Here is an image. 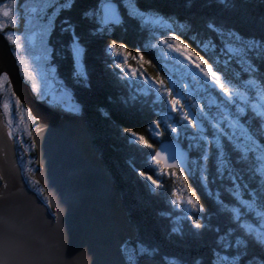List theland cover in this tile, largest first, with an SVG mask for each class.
<instances>
[{
	"label": "trees",
	"instance_id": "obj_1",
	"mask_svg": "<svg viewBox=\"0 0 264 264\" xmlns=\"http://www.w3.org/2000/svg\"><path fill=\"white\" fill-rule=\"evenodd\" d=\"M99 1L75 0L71 11L60 14L61 19L64 17L69 18L76 25L77 31L80 29L77 34L82 38L83 42L81 44H83V47L87 48L84 57V66L89 67L86 83L78 80L82 83L79 85L77 79L73 76L72 53L68 49L70 45L69 33L60 30L59 19L55 22V31L51 30L48 43L51 47L52 65L54 64L55 71L58 74L57 76L62 81V84L59 86L68 89L75 101L81 105L87 128L92 136V144L98 150L104 164L110 171L112 179L121 194L128 215L136 227L138 233L137 238L132 243H127L128 248L135 247L136 245L141 246L142 241L146 244L157 246L158 251L156 255L153 257L151 255V249H149V256L160 260L164 264H170L168 259L176 260L180 264L182 259L190 260L197 256L207 258L208 246L211 243L210 235L206 233L199 239L194 238L190 235V231L195 230L190 229V221L186 219L187 215H193L194 218H197L199 214H196L191 209L187 212L168 215L170 208L165 198L168 197L172 188L178 189V186L171 183L170 180L163 179L161 187H159L160 195H158L157 192L153 193L150 191V186L146 179L147 176H151L152 179L156 177L155 173L147 164V160L151 159V155L154 154L155 148L160 142L169 140L163 139L156 141L154 148L149 150L147 147L141 146L140 142H130V135L124 131L128 129L129 133L134 134L135 137L139 138L142 136L145 140L152 143L155 135L153 131L154 126L150 127L152 120L161 121L162 129L164 127V119L168 113L161 110L158 97L150 91L149 87H144L142 81L134 79L135 88L128 80L126 87L116 86L115 73L121 70L116 68V66L111 67L107 65L109 62L106 58L102 57L103 42L101 43L99 39L90 35V30L93 28L91 22H85L80 19V14L85 9L90 8L91 5ZM133 1L138 9L136 11L140 14L152 13L162 18H168V15H171L170 18L175 19L178 23L182 22L186 24L187 31L183 33L192 39H195L197 36L199 37L197 40L200 41L205 36L215 39L216 35L206 27L207 24H213L217 26L218 32L228 33L229 31H234L246 40L255 38L262 42V47L264 46V28H261L258 22L259 17L264 14V0H223V3L220 0ZM234 4H236L239 10L234 9ZM119 11L121 12L123 25L119 24L120 26L118 27L114 26L115 31L108 37V40L114 39L117 44H125L123 52L128 56V65L136 67V70L142 68L143 72L153 79H164L166 76L165 73L170 72V70L168 69V65H166L163 52H161V49H156L158 45L157 40L153 38L151 41H148V35L151 32L146 27L147 22L143 21L140 15L137 16L133 11H129L122 3ZM178 33H181V31ZM152 42L157 44L152 45ZM185 42L188 43V41ZM199 46L202 48L201 43ZM11 47L14 49L13 45H10ZM189 47H192V44H189ZM138 49H143L142 55L144 60L150 61V63L141 65L136 62V52ZM250 60L253 67L259 65L261 69L259 72L253 73V75L257 80V87L259 89L261 87L264 95V57L257 58L254 56ZM254 60L255 63H253ZM183 76L189 79V75L183 74ZM22 77L29 84L23 75ZM0 78L4 79V75L1 74ZM245 78L246 74L241 73L240 83ZM228 79H232V76H228ZM120 83L123 85L124 81ZM7 86L10 95L16 101V96L12 93L9 83H7ZM182 87L183 84H181ZM255 88L253 84H245L246 101L241 102V104L245 110L246 120H241L239 124V127L242 125L245 131L249 128L255 131L256 125L254 124V120L256 119L260 120L261 127L264 128V115L258 116L259 113H264L263 107L260 106L264 105V99H261L257 95ZM209 90L212 93H208L207 95L212 98L216 97L214 99H217L218 92L212 89V87ZM146 92L147 95H145ZM124 95H128L129 97L135 96L137 100L144 103V109L141 115L130 113L116 107L115 104L109 105L106 102V97L108 96H112L115 100L117 96L122 99ZM2 96L1 94L0 107L7 112L8 104L2 100ZM36 97L40 99L37 94ZM17 105L20 111L27 110L23 104L17 103ZM104 111L109 112L110 115L106 117L103 114ZM229 111L234 112L235 107L230 106ZM237 131H239V128L236 130V133H238ZM15 138L17 154L19 155L18 158L22 162L23 154L17 134ZM209 138L211 139V137ZM26 142L30 145L29 156L33 160V166H35V147L32 146L33 142L30 137ZM221 143L227 144L228 141L226 138L221 137ZM182 147L186 149V144H183ZM236 151L238 150L235 149V146L230 145L225 149V156H230L231 159H235ZM212 152L213 149L210 148V159L206 162L207 169L205 174L211 173L217 166V161ZM198 156V151L191 150L190 160L197 159ZM254 160L255 156L245 160L247 167L242 170L243 176L236 184L231 183L228 179L227 169L231 167L230 163L226 164L225 170L223 171V179L218 178L215 182L209 181L206 184L201 179V174L197 171L195 174L190 172V176H185L184 183L186 182L187 188H192L195 191L199 205L204 208L205 214L215 213L217 210L224 211L222 207L218 209V205L216 204L217 198L228 209L233 207L239 208L242 207L239 201L251 200L252 188L259 187L261 183H264V175H261L257 171L259 165H254ZM139 171L145 172L144 178L138 175ZM24 175L27 178L29 174L24 172ZM30 177L33 182L31 188L43 200H46L40 184L33 179L32 173ZM233 188L236 189L235 194L233 193ZM254 207V211L245 209L244 222L251 224L253 228L258 230L259 228H264V218H262L264 217V204L257 201ZM254 221L255 223H253ZM219 222L220 220L217 217H212L213 224ZM173 228H176L177 231L173 232Z\"/></svg>",
	"mask_w": 264,
	"mask_h": 264
},
{
	"label": "snow or ice",
	"instance_id": "obj_2",
	"mask_svg": "<svg viewBox=\"0 0 264 264\" xmlns=\"http://www.w3.org/2000/svg\"><path fill=\"white\" fill-rule=\"evenodd\" d=\"M74 2L75 0H69L67 3L65 0H50L41 11L47 10L55 13V16L43 17V19L52 24L53 31L56 29L55 21L59 19L60 30L70 33L69 40L71 42L72 57L78 64L83 52L80 47L83 42L82 38L77 34L76 25L69 18L64 17L61 19L59 15L62 12L71 11ZM220 2L223 3V0H220ZM113 5V8L105 10V20H108V13L111 12V19L123 25V21L119 20L116 14V9L121 7L120 0H113ZM234 9L239 10L236 4H234ZM3 15L5 17L9 16V10H3ZM80 19L92 23L93 28L90 30V35L97 39L105 40L107 47L113 50L117 48L125 49L124 43L117 44L114 39H105L103 29L90 10L85 9L80 14ZM158 22L165 29L162 32V36L165 38L161 39L159 43L166 45L169 50L182 58L186 65L185 74L190 75L192 81L201 84L202 87L193 88L192 84L183 78L178 81L169 77L167 82L163 79H153L144 73L142 68L131 70L126 65H116V68L121 70L115 73L117 87H126L128 78L142 81L145 86L149 87L150 91L157 95L161 110L166 111L170 116V122L162 129L161 121L152 120L150 127L154 126L153 131L155 133L153 142L150 143L141 136L139 137L140 145L152 150L156 141L163 139L172 141L171 143H163L162 147L155 150V154L151 155V159L158 162L157 158L163 152L172 167H179L182 170L181 179H185V172L195 174L198 171L201 174V179L206 184L209 181L215 182L218 178L223 179V171L226 164L230 163L231 167L227 169L228 179L231 183L236 184L243 176L242 170L247 167L245 160L252 156H255L253 164L259 165L257 171L264 175V128L261 127L259 119L254 120L255 131L251 128L245 131L244 128L239 127L240 121L246 120V115L244 114V107L241 103H237V100L245 101V93L240 90H234L232 81L224 78V74L214 66L212 60V56H216L217 59L224 56L225 65L227 66V64L233 62L231 59L232 53L238 51L255 53L257 58L264 57L262 42L255 38L247 41H241L237 38V48L221 46L219 51H217V45L212 43L210 45L212 50L210 55L207 48L202 49L196 43L198 36L192 39L185 33H177L163 19ZM258 22L260 27L264 28V14L259 17ZM206 27L214 35H223L222 32H218L217 26L213 24H207ZM228 35L233 36L234 33L229 31ZM16 39L19 40L20 37H16ZM185 41H188V43ZM189 44H192V47H189ZM16 47L19 48L20 44H16ZM142 52L143 49H138L136 52V56L139 57V63L141 65L150 63V61L144 60ZM253 63H255V60ZM192 69H195V72L191 71ZM260 70L259 65L253 67V64H247L245 69L246 72L252 73ZM129 72H131V77L128 76ZM196 72L200 74L199 77ZM121 81H124L123 85H121ZM181 83L183 84L182 88ZM209 85H211L212 89L218 91L217 99L219 102H217V99L204 94L207 92ZM32 87L33 90L36 89L35 84ZM177 89H180V91L177 92ZM145 95H147V92ZM182 100L184 101L183 103ZM106 102L109 105L115 104L116 107L137 115H141L144 109V103L137 100L135 96L124 95L122 99L117 96L115 100L112 96H108L106 97ZM230 106L235 107L234 112L229 111ZM70 114L73 117L82 116V107L78 106L71 109ZM103 114L106 117L110 115L107 111H104ZM259 115H264V113H259ZM238 128L239 135L236 134ZM124 131L130 137H134V134L129 133L128 129ZM221 137L226 138L228 143L222 144ZM178 144H186V151L189 154L191 150L198 151L199 156L197 159L189 160L185 152L177 150L176 146ZM230 145H234L235 149L238 150L235 152V159L225 156V149ZM32 146L35 147L34 141ZM210 148L213 149L212 154L217 161V166L214 171L205 174V162L210 159ZM138 175L145 177V172L139 171ZM4 179L3 176H0V180ZM146 179L151 182L152 186H158L157 181L152 179L151 176H147ZM188 192L190 195L187 204L195 209L196 214H199L197 218H194L193 215L186 216V219L190 221V229L195 230L190 231V235L199 239L207 233L211 237V243L208 246L207 258L197 256L190 260L182 259L180 264H264V228L257 230L251 224L244 222L245 209L254 211V205L257 201L264 204V183H261L259 187L252 188L251 200L239 201L242 207L228 209L217 198L218 209L222 207L224 211L217 210L215 213L207 214H205L204 208L199 207V200L195 191L192 188H188ZM235 192L236 189L233 188V193L235 194ZM258 215L260 214L258 213ZM213 216L217 217L220 222L213 224ZM172 231L176 232L177 229L173 228ZM149 249H151V255L154 257L158 251L157 246L146 244L142 241L139 248L134 247L132 251H129L127 243L121 240L117 245L116 256L111 264H152L148 252ZM36 258V255L26 244L18 242L11 235L0 239V264H29L30 261Z\"/></svg>",
	"mask_w": 264,
	"mask_h": 264
},
{
	"label": "water",
	"instance_id": "obj_3",
	"mask_svg": "<svg viewBox=\"0 0 264 264\" xmlns=\"http://www.w3.org/2000/svg\"><path fill=\"white\" fill-rule=\"evenodd\" d=\"M113 7L112 1L105 2L101 15L105 24L119 25L111 19V12L105 20V10ZM3 73L12 93L36 119L30 130L38 166L34 176L47 202L25 182L16 138L0 108V176L5 178L0 181V239L11 235L26 244L37 257L29 264H111L121 240L132 242L138 233L92 144L83 111L80 117L70 114L81 105L61 86L38 99L21 78L10 45L0 33V75ZM171 142H160L155 150ZM176 147L189 159L181 144ZM157 160L162 168H179L172 167L163 152Z\"/></svg>",
	"mask_w": 264,
	"mask_h": 264
},
{
	"label": "rangeland",
	"instance_id": "obj_4",
	"mask_svg": "<svg viewBox=\"0 0 264 264\" xmlns=\"http://www.w3.org/2000/svg\"><path fill=\"white\" fill-rule=\"evenodd\" d=\"M107 1L113 2V0H100L99 2H95V4L91 5L90 8H87L88 10H90V12L93 13V15L95 16V20L99 23L100 27L103 29V35L106 40H108V37H110L115 31L114 26L118 27L121 25V24L113 25L111 23L105 24L103 17L101 15V5H103ZM49 2L50 0H2L0 1V33L3 34L4 38L6 39L9 45L14 46V49L12 47L10 49H11L12 55L14 56L16 60V65L18 66L19 71H21L20 73L21 78L23 79L22 77L23 75L25 79L29 82L31 87L34 84L36 85V89L33 90V87H32V91L35 93V95L36 94L39 95L40 99H43L48 91L62 84V81L57 76L58 74L55 71L54 64L52 65V62H51L52 60L51 47L49 46L48 41H49V35L52 30V24L46 21L45 19H43V17L45 16H55V13H52L47 10L41 11V9H44L45 5L48 4ZM65 2L67 3L69 2V0H65ZM120 2L129 11H133L134 13L137 14V16L140 15L143 21L147 22L146 27L151 32V34L148 35L149 36L148 41H151L153 38L157 40L158 45L156 49L157 50L161 49V52H163L164 54L166 65H168V69L170 70V72L165 73L166 76L163 80L167 82L169 77H172L173 79H176L178 81L182 80V78L187 79L185 76H183V74H185L186 65H185V62L182 60V58H180L175 52L169 50L166 45H161L159 43L161 39L165 38L164 36H162L163 35L162 32H164L165 29L161 26V24L158 21L163 19L177 33L180 31L182 33L185 31L186 33L187 25L182 22L178 23L175 19L170 18L171 15H168V18H162L160 16L157 17L153 15L152 13L140 14L138 11H136L138 9L136 8L133 0H120ZM5 9L9 10L10 12V15L7 17L3 15V10ZM117 14L119 15L120 20L123 21L119 8H118ZM56 21H58V19ZM78 31H80V29H78ZM231 32L234 33L233 36H229L227 32H224V33L222 32L223 35H216L215 39L214 38L212 39V37L205 36L202 41L196 40V43L197 44L201 43V47L203 49L207 48V51L211 55L212 50L210 48V45L212 43H215L217 45V51H219L221 46L225 48H237L238 47L237 38H239V40L241 41H247L237 32H234V31H231ZM16 37H20V39L17 40ZM99 41L101 43L103 42L102 46L104 48L102 52V57L107 59V61L109 62L107 63L108 66L110 65L111 67H115L116 65H126V67L131 70L137 69L136 67L127 64L128 56L124 54L123 52L124 49L117 48L113 50L110 47L106 46L105 40L99 39ZM16 44H20V47L17 48ZM154 44H157V43L152 42V45ZM80 47L83 49L80 62L77 64V62L72 57L73 59L72 73H73L74 78L77 79V83H79V85H81L83 82L84 83L87 82V73H88V68H89V67L87 68L86 65L84 66L85 50H87V48H84L83 44H81ZM68 49L70 53H72L71 52V42H70ZM254 56H256L255 53H250L248 51L233 52L232 57H231L233 62L227 64V66L225 65L224 56H221L219 59H217L216 56H212V60H213L214 66L224 74V78L226 80L232 81L234 90H240L245 93V84H248V85L253 84L254 87H256L255 91H257V95L261 99H264L262 98L264 95L262 93L261 87L260 89L259 87H257V80L254 78L253 73L245 71L247 64H251L250 58ZM137 58L135 60L136 62L139 63V57ZM191 71L195 72V69H192ZM241 73L246 74V78L243 81H241V83H245V84H241L239 81L241 78ZM3 75H4V79L0 78V100H1V94H2L3 95L2 100H4V102H7L8 104L7 112L5 116L6 121L9 124V126L12 128V134L14 135V137L16 134L18 136V142L21 145L22 154H23V160L22 162H20V164L22 166L23 175H24V172L29 174L27 178H26V175L24 176H25V182L27 183L28 187L31 188V186H33V182L31 181L30 174L32 173L33 179L37 181L34 176V173L36 169L38 168V166L36 164V160H35V166H33V160L29 156L30 145L26 142V140H28L29 137L32 140L30 130H31V127L34 126V124L36 123V119L32 116V114L29 112L28 109L26 111L19 110V107L16 103V101H19V100L17 99V97H15L17 99L15 101L10 95L8 91V86H7V83H9L8 77L4 73ZM196 75L199 77L200 74L196 72ZM128 76L131 77V72L128 73ZM228 76H232V79H228ZM200 79L202 80V77ZM78 80L82 81V83L79 82ZM127 80L135 88V85L133 82L134 78H128ZM187 80L189 81L190 84H192V86L194 85L193 88H196L198 86L202 87L201 84H198L197 82L192 81L190 75H189V79ZM142 85L145 87L144 84ZM210 87L211 85L208 86L207 92L204 93L205 95H207L208 93H212L209 90ZM176 91L179 92L180 89H177ZM215 91L218 92L217 90ZM185 99H187V97H185ZM183 102L184 101L182 100V103ZM217 102L219 101L217 100ZM237 103H241V101L237 100ZM260 106L262 107V105ZM263 110H264V107H263ZM3 112L5 113L4 110ZM168 122H170L169 114L165 117L163 126H165ZM240 128H244V127L240 125ZM237 132L238 133L236 134L239 135L240 134L239 131ZM129 141L139 142V138L135 136L129 137ZM15 144H16V151H17V143ZM186 152L188 153V157L190 160V154L188 151ZM17 156L19 157L18 154ZM147 164L149 165L151 170L155 173L156 177L154 180L157 181V185H158V186H152L151 182L147 180L148 185L150 186L149 188L151 192L153 193L157 192L158 195H160L159 187H161L163 179L170 180L171 183L178 186V189L172 188L171 192L168 194V197L165 198V201H167V205L170 208L169 209L170 211L168 210V215H174L179 212H187L188 210H191V209L195 211L194 208H192L191 206L187 204V200L189 199L190 194L188 192L186 182L184 183V179H181L182 170L180 168L165 169V168H162L158 162L153 161L151 159L147 160ZM205 169H207L206 162H205ZM185 176H188V175H185ZM40 186L42 188L41 184ZM34 192L39 196V194L36 191ZM43 193H44V190H43ZM45 198H46V195H45ZM43 201L47 202V198L46 200H43ZM199 207L201 206L199 205ZM130 221L132 222L131 219ZM139 247H140L139 245L135 246V248H139ZM133 248L134 247H129L128 250L132 251ZM158 261L164 264L160 260ZM168 262L170 264H179L176 260H172V259H168Z\"/></svg>",
	"mask_w": 264,
	"mask_h": 264
},
{
	"label": "bare ground",
	"instance_id": "obj_5",
	"mask_svg": "<svg viewBox=\"0 0 264 264\" xmlns=\"http://www.w3.org/2000/svg\"><path fill=\"white\" fill-rule=\"evenodd\" d=\"M129 243V242H128Z\"/></svg>",
	"mask_w": 264,
	"mask_h": 264
},
{
	"label": "flooded vegetation",
	"instance_id": "obj_6",
	"mask_svg": "<svg viewBox=\"0 0 264 264\" xmlns=\"http://www.w3.org/2000/svg\"><path fill=\"white\" fill-rule=\"evenodd\" d=\"M6 112V111H5Z\"/></svg>",
	"mask_w": 264,
	"mask_h": 264
}]
</instances>
